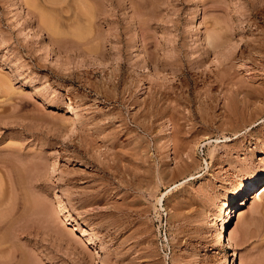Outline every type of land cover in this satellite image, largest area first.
<instances>
[{
  "label": "rangeland",
  "instance_id": "rangeland-1",
  "mask_svg": "<svg viewBox=\"0 0 264 264\" xmlns=\"http://www.w3.org/2000/svg\"><path fill=\"white\" fill-rule=\"evenodd\" d=\"M263 178L264 0H0V264H264Z\"/></svg>",
  "mask_w": 264,
  "mask_h": 264
},
{
  "label": "bare ground",
  "instance_id": "bare-ground-1",
  "mask_svg": "<svg viewBox=\"0 0 264 264\" xmlns=\"http://www.w3.org/2000/svg\"><path fill=\"white\" fill-rule=\"evenodd\" d=\"M88 16V15H87ZM86 16V17H87ZM46 20V19H45ZM89 21V20H88ZM51 25V24H50ZM48 27V26H47ZM55 34V33H53ZM56 35V34H55ZM211 38V37H209ZM208 38V39H209ZM211 39V43H212ZM210 41V39H209ZM156 68V67H155ZM153 69V68H152ZM157 70V69H155ZM155 72V71H154ZM71 110V109H70ZM72 120H76L75 115H72ZM71 119V118H69ZM70 120V121H72ZM70 123V122H69ZM14 158V157H13ZM20 161V160H19ZM15 164V163H14ZM11 165V164H10ZM3 166V165H2ZM4 167V166H3ZM6 171V170H5ZM10 171V170H9ZM17 173V171H15ZM15 172L11 171V176L9 174V176L7 177L8 179V183L9 184V188H17L19 189V187L21 185H19L21 183V177L18 179V177L20 176V174L18 176H16V174H14ZM19 172V171H18ZM6 173V172H5ZM15 176L17 177V179H15ZM12 189V190H13ZM21 189V188H20ZM264 193V178L261 180H253V179H245L242 187L240 188L238 194L232 198L229 199V201L226 203V214L223 215V219H222V223H221V228L219 229V239L223 238V234L224 232L228 231V227L229 225H231V219H232V215L233 213H238L241 212L243 205L245 204L246 200L252 198L253 202L259 201L261 199V195ZM20 197V196H19ZM243 197V199H241ZM243 211V210H242ZM239 214V213H238ZM241 214V213H240ZM222 215V214H221ZM240 217V216H238ZM242 217V216H241ZM219 218V216H218ZM217 221V220H216ZM231 230V228H230ZM228 234V233H227ZM246 235V234H245ZM244 236V235H243ZM226 238V237H225ZM244 239V238H243ZM226 240V239H225ZM235 240V239H234ZM236 241V240H235ZM235 243V242H234ZM234 243L233 240L228 237V239L226 240L225 243V247L230 250L231 254L228 257V263L229 261H231V264H234L235 259L237 258V253L234 247ZM225 248V249H226Z\"/></svg>",
  "mask_w": 264,
  "mask_h": 264
}]
</instances>
